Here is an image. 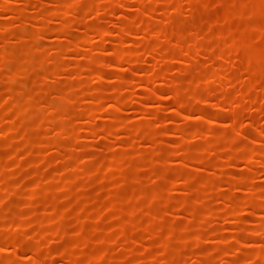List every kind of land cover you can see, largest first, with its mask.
Returning a JSON list of instances; mask_svg holds the SVG:
<instances>
[{
	"label": "rangeland",
	"instance_id": "obj_1",
	"mask_svg": "<svg viewBox=\"0 0 264 264\" xmlns=\"http://www.w3.org/2000/svg\"><path fill=\"white\" fill-rule=\"evenodd\" d=\"M0 264H264V0H0Z\"/></svg>",
	"mask_w": 264,
	"mask_h": 264
}]
</instances>
